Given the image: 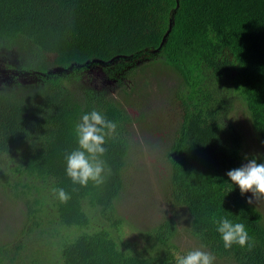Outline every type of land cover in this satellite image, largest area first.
Listing matches in <instances>:
<instances>
[{"label":"trees","instance_id":"obj_1","mask_svg":"<svg viewBox=\"0 0 264 264\" xmlns=\"http://www.w3.org/2000/svg\"><path fill=\"white\" fill-rule=\"evenodd\" d=\"M145 54L134 68L162 65L176 79L165 92L180 114L165 151L167 182L188 232L220 260L264 264V218L226 175L243 159L229 119L235 102L264 162V0H0V69L12 77L0 87V195L19 205L18 226L1 224L0 264H176L185 255L173 218L135 227L116 207L134 85L111 95L81 83L89 64ZM125 76L111 78L124 87ZM93 110L117 129L105 144V182L81 187L66 175L65 156L78 147L75 125ZM55 188L70 194L67 203ZM214 216L243 223L251 248L226 250Z\"/></svg>","mask_w":264,"mask_h":264},{"label":"rangeland","instance_id":"obj_2","mask_svg":"<svg viewBox=\"0 0 264 264\" xmlns=\"http://www.w3.org/2000/svg\"><path fill=\"white\" fill-rule=\"evenodd\" d=\"M147 59L146 54L137 60L128 57L116 58L109 63L97 62L85 67L82 75V84L92 88H106L111 95H116L123 88L131 90L126 96L128 109L134 118L131 128V143L129 164L124 172V190L116 202L120 214L126 217L130 224L136 226H150L162 220L173 218L178 227L176 243L179 252L187 254L189 251L199 249L201 246L188 232L189 215L184 207L177 203L178 198L171 195L167 182V158L165 151L179 121V111L172 94H165L170 85L174 83L173 73L162 65L134 68ZM139 61V62H138ZM149 61V60H148ZM124 66H121V65ZM135 73L129 76L132 69ZM120 69V70H117ZM125 73L122 87L112 75L120 77ZM25 80V78H22ZM12 77L0 69V87L9 84ZM122 93V92H121ZM229 119L233 126L241 132L243 159L240 163H247L245 157L257 155L260 146L255 132L251 126L244 106L235 102ZM248 200L251 193H244ZM264 218V199L253 200ZM8 207L12 208L9 210ZM7 210L10 212L8 213ZM19 205L9 204L6 198L0 195V229L4 220L10 225L16 224V215ZM12 214V216H8ZM12 217V218H11ZM18 226V225H17ZM136 234L125 228L124 239L131 242ZM202 250L207 251L204 247ZM208 252V251H207ZM214 264H236L232 260L218 259Z\"/></svg>","mask_w":264,"mask_h":264},{"label":"clouds","instance_id":"obj_3","mask_svg":"<svg viewBox=\"0 0 264 264\" xmlns=\"http://www.w3.org/2000/svg\"><path fill=\"white\" fill-rule=\"evenodd\" d=\"M117 124L107 119L102 113L93 110L83 114L75 125L74 133L78 147L65 156L66 175L73 184L87 187L89 182L99 187L105 182L109 174L106 161L103 159L106 153L105 144L108 139L116 134ZM247 163L239 168L226 173L232 185L239 188L240 193H251L252 197L246 202L264 199V162L258 163L257 158L245 157ZM53 194L61 203H67L70 194L62 188L53 189ZM216 231L220 235L226 250L233 245L240 248H251V238L243 223H234L226 217L217 219L213 217ZM199 249L189 251L185 255L176 256V264H214L215 256Z\"/></svg>","mask_w":264,"mask_h":264}]
</instances>
